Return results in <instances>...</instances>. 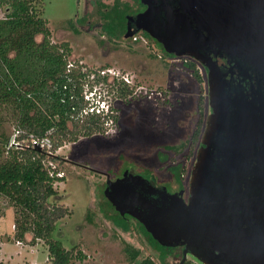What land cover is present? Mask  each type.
Masks as SVG:
<instances>
[{
	"label": "rangeland",
	"instance_id": "374dc122",
	"mask_svg": "<svg viewBox=\"0 0 264 264\" xmlns=\"http://www.w3.org/2000/svg\"><path fill=\"white\" fill-rule=\"evenodd\" d=\"M118 1L128 4L133 11L137 9L134 0ZM42 2L51 41L68 43L70 63L82 66L86 73L83 93L90 98L89 102L97 104L100 98L105 108L108 104L113 110L104 134L80 137L55 153L61 163L52 162V165L63 178L55 184L57 202L66 206L71 214L57 223L53 237L66 249L74 247L84 256L70 264H128L124 253L126 244L138 249L142 258L149 257L158 264L156 251L147 243L136 222L128 220L125 228L114 222V212L102 198L105 177L101 172L109 173L114 179L128 171L152 184H170L167 190L173 192L179 187L172 181L168 166L180 164L184 168L181 180L187 198L190 174L210 113L206 71L199 63L196 65L203 80V127L192 155L186 158L201 98L199 85L184 66L189 57L166 56L143 32L134 33L131 40L109 38L102 31L98 12L102 6H113L116 0ZM4 15L5 10L0 8V18ZM75 18L84 20L77 22ZM40 39L37 37L38 41ZM126 75L132 79V85L120 82ZM125 87L132 90V94L123 98ZM2 116L5 118L2 130L11 138L14 122L9 116ZM166 146L185 149L168 153L164 150ZM158 153L169 156L165 162L159 161ZM49 163L46 162L48 167ZM146 171L151 172L155 181ZM13 220L14 209L0 200V264H47L48 252L43 242L16 245ZM181 259L168 261L179 264ZM186 262L202 264L191 255H187Z\"/></svg>",
	"mask_w": 264,
	"mask_h": 264
},
{
	"label": "water",
	"instance_id": "95a60500",
	"mask_svg": "<svg viewBox=\"0 0 264 264\" xmlns=\"http://www.w3.org/2000/svg\"><path fill=\"white\" fill-rule=\"evenodd\" d=\"M139 2L145 9L128 18L126 37L146 33L167 54L204 67L211 114L187 201L185 191L127 171L113 182L107 176L104 196L159 245L182 246L179 264L187 255L202 264H264V0Z\"/></svg>",
	"mask_w": 264,
	"mask_h": 264
},
{
	"label": "trees",
	"instance_id": "16d2710c",
	"mask_svg": "<svg viewBox=\"0 0 264 264\" xmlns=\"http://www.w3.org/2000/svg\"><path fill=\"white\" fill-rule=\"evenodd\" d=\"M134 1L137 5L134 11L118 0L109 8L102 6L99 9L102 31L109 38H127L128 18L145 8L139 0ZM0 8L5 10L4 18H0V200L14 209L15 241L30 245L41 241L47 248V264H70L84 256L74 247L66 249L53 237L57 223L69 216L71 211L57 202L55 184L62 182L63 178L58 177V172L48 167L46 162L59 165L61 158L55 153L64 145L75 143L80 137L104 134L109 118L83 114L88 104L83 93L86 73L82 71V66L70 63L71 48L68 43L51 41L49 23L43 17L42 0H0ZM143 34L157 44L166 56H174L165 53L161 45ZM39 36L41 39L38 41ZM133 37L134 34L129 40ZM188 59L184 66L191 72L201 92L203 80L196 67L198 62ZM124 89L123 98L132 94V90ZM200 97L198 119L187 143L186 158L192 155L202 133V92ZM3 114L13 120L14 132L21 131L15 138L17 145L8 147L11 138L2 130ZM29 135L37 138L48 135L51 148L38 150L32 147ZM181 149L185 147H164L168 153H177ZM168 156L164 153L157 155L158 160L163 162ZM168 167L172 181L178 184V190H182L184 168L180 164ZM145 173L155 181L151 172ZM163 186L168 189L171 185ZM102 198L114 212L112 218L118 226L125 228L128 220L136 222L147 243L156 251L158 264H171L169 259H181V247L159 245L136 219L121 216L103 194ZM124 253L128 264H156L149 257L142 258L141 252L129 244L124 246Z\"/></svg>",
	"mask_w": 264,
	"mask_h": 264
},
{
	"label": "built area",
	"instance_id": "2783aa9c",
	"mask_svg": "<svg viewBox=\"0 0 264 264\" xmlns=\"http://www.w3.org/2000/svg\"><path fill=\"white\" fill-rule=\"evenodd\" d=\"M134 40H136V39H134ZM106 71H109V70H106ZM105 73H107V72H105ZM110 73H113V72H110ZM113 75H114V73H113ZM119 80H120V82L125 83V85H132L133 84V81H131L132 79L130 80L127 75L126 76H122ZM84 98L88 102L87 107L83 111L84 115L95 114V115H99V116H102V117H108L109 118L108 121L111 119V116H113V110H112L110 105L107 104V106L105 108L104 103H102L101 101L98 102L97 104L91 103V102H89L90 98L85 93H84ZM108 121L106 122V124L108 123ZM19 133H21V131H15L14 132L13 136L10 139L8 147H11L12 145H17V143L15 142V138L17 137V135ZM28 140H29L31 146L36 148V149L49 150L51 148V141H50V138H49L48 135L44 136L42 138H37L35 136L29 135ZM49 167L52 170H55V166H54V164L52 165V162L49 163ZM56 175L58 177H62L58 173ZM12 228H14V226ZM16 245L21 246V242L16 241Z\"/></svg>",
	"mask_w": 264,
	"mask_h": 264
},
{
	"label": "flooded vegetation",
	"instance_id": "af4514ba",
	"mask_svg": "<svg viewBox=\"0 0 264 264\" xmlns=\"http://www.w3.org/2000/svg\"><path fill=\"white\" fill-rule=\"evenodd\" d=\"M145 9V8H144ZM144 9L143 10H141L140 12H142V11H144ZM140 12H138V13H140ZM99 13V12H98ZM137 13V14H138ZM77 16V15H76ZM75 16V17H76ZM130 17H132V16H130ZM77 18V17H76ZM75 18V19H76ZM84 20V18L82 19V18H78V19H76V21L77 22H82ZM128 24V23H127ZM218 63L222 66V71H224L225 69H226V58H222V59H219L218 60ZM204 68V67H203ZM205 69V68H204ZM205 71H206V69H205ZM226 72V71H225ZM206 74H207V71H206ZM236 82H237V76H234L233 77V79H232V84H236ZM244 87H245V90L247 91V92H250V90H251V87H255V80H247L245 83H244ZM207 93H208V89H207ZM207 99H208V95H207ZM208 110H210L209 112V114H208V116L211 114V108H210V106H209V101H208ZM207 116V117H208ZM205 124H206V122H205ZM203 135V134H202ZM200 148V147H199ZM198 151V150H197ZM195 159H196V156H195ZM119 172V171H118ZM117 172V173H118ZM128 172V171H127ZM103 175H104V177H105V187L104 188H106V186H107V176L109 177V180L110 181H115V180H117V179H119V178H122L123 177V174L121 175V176H117V177H114V179H111V175L109 174V173H103V172H101ZM128 174H130L129 172H128ZM150 183H151V181H150ZM152 184V183H151ZM155 188H158V189H162V188H165L166 190H167V188L166 187H164L163 185H157L156 183L155 184H152ZM183 191H185V189L183 188L182 189ZM178 191H181V190H178ZM184 199H185V201H187V198L185 197V193H184ZM179 247H181V249L183 250V247L182 246H179Z\"/></svg>",
	"mask_w": 264,
	"mask_h": 264
},
{
	"label": "clouds",
	"instance_id": "9594fccd",
	"mask_svg": "<svg viewBox=\"0 0 264 264\" xmlns=\"http://www.w3.org/2000/svg\"><path fill=\"white\" fill-rule=\"evenodd\" d=\"M98 102H100V100Z\"/></svg>",
	"mask_w": 264,
	"mask_h": 264
},
{
	"label": "bare ground",
	"instance_id": "6f19581e",
	"mask_svg": "<svg viewBox=\"0 0 264 264\" xmlns=\"http://www.w3.org/2000/svg\"><path fill=\"white\" fill-rule=\"evenodd\" d=\"M101 97V96H100Z\"/></svg>",
	"mask_w": 264,
	"mask_h": 264
}]
</instances>
